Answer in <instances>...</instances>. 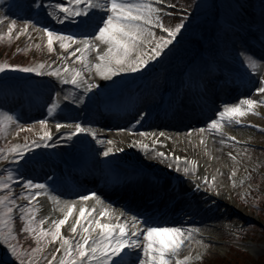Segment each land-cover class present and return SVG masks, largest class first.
Masks as SVG:
<instances>
[{
	"label": "snow or ice",
	"instance_id": "1",
	"mask_svg": "<svg viewBox=\"0 0 264 264\" xmlns=\"http://www.w3.org/2000/svg\"><path fill=\"white\" fill-rule=\"evenodd\" d=\"M4 0H0L2 4ZM161 0H157V3ZM30 7L37 11L46 10L47 15L60 25H72L88 36V39H81L75 33L58 31L55 28L41 25L35 18L28 19L26 26L19 27L18 20H10V28L6 35L0 34V42L6 38L8 40H20L26 35L30 36L31 30L41 34L46 33L47 48L56 55H60L58 47L64 50L65 55L61 56L64 63L57 65L39 63L33 66H23L21 64H11L0 62V74L4 76H14L16 73L35 74L36 76H48L54 78L61 85H71L68 90H54L50 102L46 104L47 117L40 119L37 124L43 129L40 139L33 141L39 147L55 146L63 141H72L73 138L91 136L98 140L100 145L107 144L106 150L102 151L104 158L111 157L114 152H121L123 149L116 146L114 140L105 141L100 139L97 130L80 122H59L54 125L55 132L50 127L49 118H55L63 111L64 103L67 106L81 105L85 102V97L90 100L92 96L98 95L97 90L105 87L101 83H96L98 78L101 81H111L114 77L123 73L139 72L141 69L147 70L151 67L152 61H158L162 57L165 49H168L177 35L185 27V19L174 26H166L161 18L163 10L155 6L151 0H59L56 3H46V0H32ZM195 8L201 7L197 3ZM240 10H244V5H238ZM170 14V13H169ZM98 17V19H97ZM241 22V12L237 11L235 19L226 24H218L217 44H224L226 47L235 46L237 41L232 37L238 35L235 29L237 26L243 28ZM6 25V20L0 18V26ZM230 25V26H229ZM158 28L160 34L157 35L153 29ZM244 31L251 34L256 44L264 49V0L260 2L259 19L248 23ZM16 34V35H14ZM166 34V35H165ZM240 55L244 64L240 70L241 78H249V75L259 76V87L255 92L261 94L262 98L244 97L239 103L225 104L222 109H218L215 118L209 122V128L215 132H221L225 123L232 125L240 124V117L246 113L253 112L257 104L264 105V56L257 57L250 53L246 44V38L240 37ZM79 46V48H77ZM42 47V45H37ZM75 58V67L72 59ZM199 69V64L194 62L186 70V75L191 77L192 73ZM247 70H250V74ZM89 74L91 79H89ZM98 74V75H97ZM210 74V73H209ZM204 90H207V82L201 77ZM0 83H5L0 81ZM82 90L77 93L75 90ZM63 93V94H62ZM88 94H91L89 96ZM141 117L145 112H140ZM19 126L20 131H32L33 128H25L21 119L13 115L10 111H0V135L5 132L9 134L14 131V126ZM67 129L66 133L61 132ZM127 131V129H122ZM206 129H200L205 132ZM54 134H59V140H54ZM19 133H17V136ZM147 137L148 133H140ZM155 135V134H153ZM165 136V133H159ZM229 139H235L229 137ZM51 142V145L49 144ZM160 141L154 140L153 143ZM223 142V141H222ZM140 143V142H137ZM24 147L30 146L25 145ZM146 155H150L151 145L140 143ZM166 152H158L157 156L162 160L168 157ZM232 159L236 157L229 153ZM27 153L23 151L21 145H9L7 149L0 148V161L15 163L18 166L24 160ZM172 158L180 161L181 158L172 154ZM185 163L188 161L185 158ZM194 166L195 161H191ZM172 165L169 164V168ZM180 171L179 167L176 169ZM6 176H0V192L7 194L0 195V244L7 247L10 256L17 264H39L37 257H42L51 247L53 241L58 242V251L51 257L52 264H191L192 261L202 259L198 252L195 256L191 254L193 243L197 246L207 248L201 240L195 239L194 233L198 229H186L177 226H150V217L147 213L144 218L141 215H129L127 212H117L116 209L101 198L100 194L92 193L81 198V202L65 201L55 194L47 183H36L33 180L19 181L18 176L13 171L7 170ZM190 169L185 167L183 173L187 176ZM234 178L233 187L236 186V171L231 173ZM215 178L213 177V180ZM243 180L240 181L243 184ZM203 183L209 185L208 190H212L208 179L205 177ZM31 190V194L25 191L18 194L16 186ZM199 191V185L195 189ZM219 195V189H216ZM51 196L54 205H58V211L63 214L62 218H54L49 215L46 218L41 215L43 209L37 203L43 196ZM31 201V206H27L20 201ZM92 201L96 206H89ZM22 218L24 222L23 232L31 233L35 238L37 247L25 249L20 243V236L16 229L17 218ZM39 217V218H38ZM118 221V222H117ZM51 223V227L46 225ZM134 226V227H133ZM70 231L72 237L66 236L65 232ZM147 238V245H143V237ZM187 249L188 254L181 256ZM63 256H60V252ZM143 252V257L140 252Z\"/></svg>",
	"mask_w": 264,
	"mask_h": 264
},
{
	"label": "rangeland",
	"instance_id": "2",
	"mask_svg": "<svg viewBox=\"0 0 264 264\" xmlns=\"http://www.w3.org/2000/svg\"><path fill=\"white\" fill-rule=\"evenodd\" d=\"M196 1L197 0H161V2L157 3V0H151V2L155 6L160 7L163 10V12L161 13V18L166 26H174L176 23L180 22L182 18L190 17V19H185V27L181 30L178 36H191L183 40L185 41L193 39V41L188 42L185 45L189 46V48L176 46L172 48V50L174 51L179 52L180 50H182V52H184L186 49L189 50L190 48L194 47L195 45H197V43H195L194 41V36L197 33H202L203 31L207 30V27L205 28L203 27V25L196 23V19L200 14H210V1H204L207 5L205 9H203L204 7L195 8L194 3ZM227 1L228 0H222V4L226 5L227 8H230L231 6H229V3ZM259 1L261 2V0ZM14 3L15 1L13 0H4V2L0 4V18L6 20V25L0 26V34L6 35L8 29L10 28V20H12L3 13V9L1 8V6L8 7L13 5ZM164 5L173 7L168 8ZM181 8L185 9L186 11H182ZM232 15L235 19V11ZM28 19L32 18H27L19 21V27L23 28L24 26H26V21ZM222 19L224 18L222 17ZM153 31L157 35L160 34L157 28L153 29ZM237 43H239V41H237ZM37 45H42V47H37ZM0 46L3 49H7L11 53L10 57L2 58L0 60V62L2 63L12 64V58L18 54L20 55L19 60L26 62L23 66H33L39 63L52 64L53 62H55L57 65L64 63V61L61 60V56L65 55L64 50L58 47V52L60 53L59 56L51 53V51L47 48L46 33L43 37H41V34L36 32L35 29L31 30L30 36L26 35L25 37L20 38V40L18 41H10L6 38L4 41L0 42ZM227 47L231 49L230 45ZM77 48H79V46H77ZM71 59L73 67H75V58ZM121 75L122 74H120V76ZM89 79H91L90 74ZM95 82L102 83V81L98 78ZM5 85L14 87L12 83H7ZM259 86L260 85H258V87ZM101 89L97 90L99 96H102ZM244 97L254 98L257 100L262 98L261 94L256 93L253 87V89H245L241 97L238 98L237 102L235 103H239V101ZM253 111L255 114H253V112H249L246 113L243 117H240L239 119L241 122L236 126H231L225 123L222 128L223 134H221V132H215L211 129L208 130V132L206 130L205 132L191 133L192 128L190 127L176 129V131L180 133L174 135L175 129L173 127H170L173 128L171 129L173 133L171 135L173 136H171L170 138L173 139L171 141V145L172 152L175 154V156H187L188 158H196L200 163V169L196 172V175L194 177L198 179L199 183L208 190L209 185L203 183V180L206 177L210 185L212 186V190L208 191L217 195L216 189H219L220 194L217 196L228 203V205H232L237 211L242 213L241 216L233 212L232 209L227 206V204L221 205L220 207H215L210 202L209 204L212 205L211 207L214 208L213 210H215L216 213L219 214L217 217L215 215L213 216V214L211 215V213H209L210 216H207L206 214L195 213L194 205H190L193 211L190 210V207H188V210L186 211L187 213L182 215H176L175 212L173 213L172 211L171 214L176 219V224L174 226L184 227L186 229H198L199 232L194 233L195 239L201 240L204 244L208 245V247L205 249L193 243V245L191 246V254L195 256L199 252L202 256V259L199 261L194 260L191 262V264H208L210 258L220 256L226 253L228 250H231V248L229 247V244L231 242H234L236 246H241L247 250L246 253L231 251L242 262H245L247 264H249L250 262V264H253L252 262L255 261L258 256H264V236H262V234H259L257 232L258 230L254 234V230H251L252 228L249 226L250 224H255V226L261 227L260 222L258 221L259 218H257L255 214V208L252 199L260 192L264 195V181H261L260 177V174L264 173V154L256 149L257 146H259L260 148L264 146V105L257 104L256 106H254ZM10 112L13 115L17 114V112H14V110H10ZM37 121L38 120H34L33 122H21L26 129L32 127V131H20V127L17 125L14 126L15 130L10 134L8 132H5L3 135H0V148L7 149L9 145L19 144L21 145L23 151L27 153L25 159L31 156L32 153H34L33 148L36 146L33 141L39 140L43 132V129L37 124ZM104 126L106 128L105 130H102V133H106L108 132V130H110V124H106ZM99 132H101V130ZM17 133H19L18 136ZM131 134H133V136ZM131 134L128 131H119L118 133H111L108 138L102 139H104L105 141L114 140L117 147L125 146L126 148L128 143H130L131 141L129 139L131 137H135V135H138L134 131H132ZM229 137H234L235 139H229ZM25 145L30 146L31 150H29V147H24ZM106 147H108L107 144L100 145V143H98V160L104 158L102 156V151L106 150ZM254 147L255 149H253ZM124 149L123 151H125ZM229 153L234 155L236 159L233 160L232 156H230ZM169 164H171L173 168L175 165V160L172 159V161L166 162V166L169 167ZM25 165L26 164L19 163L17 171V165L15 163H12L11 161H0V176H6L8 174L6 171L7 169L13 171V174L18 176L19 181L33 180L36 183H43V181H40V174H38L37 177L29 175L27 173L28 170ZM233 170H235L237 173L235 177V187H233L232 184L234 178L232 177L231 173L233 172ZM213 177L215 178L214 180ZM50 180L51 178L49 179V181ZM241 180L244 181L243 184L240 183ZM45 181H47V179H45ZM16 189L18 194H23L25 191H28V193L31 194V190H26V188L24 187H19L17 185ZM87 192H92V189L90 191L79 193V198L81 199L84 195L91 194H88ZM2 193L5 192H0V195H2ZM182 196V194H179L172 196L173 198L170 196L166 197L164 205H166L168 202H172L176 206H186V203L188 201L186 200V198H182ZM66 201H72V199ZM20 202L27 206H31V201L25 200ZM37 203L39 204V201ZM40 206L42 207V204H40ZM81 206L84 205L82 204ZM41 215L45 218L49 215L53 216L54 218H62L59 217V215L56 216L51 213H47L46 215L44 210L42 211ZM51 223L52 222H50L49 225H46L45 227H51ZM65 235L76 239V237H73V234L70 231H66ZM247 235H252L250 237L251 240H246V238H244ZM20 243L23 246L25 245L21 241ZM143 245L144 247H146L147 245L146 236L143 237ZM37 246V243H35V245L31 248H35ZM28 249H30V247ZM57 250L58 242L53 241L50 249L43 255V257H37L36 259L39 262L43 261L46 263H50L48 262L50 261V257L52 255H55ZM185 254H188L187 249H185L181 253V256ZM7 255H10V253H8L7 251V247L0 244V257L4 258L7 257ZM60 256H63L62 251L60 252ZM50 264H52V262ZM262 264H264V261Z\"/></svg>",
	"mask_w": 264,
	"mask_h": 264
},
{
	"label": "trees",
	"instance_id": "3",
	"mask_svg": "<svg viewBox=\"0 0 264 264\" xmlns=\"http://www.w3.org/2000/svg\"><path fill=\"white\" fill-rule=\"evenodd\" d=\"M10 56H11V53L7 49H3L0 46V60L2 58H8ZM19 58H20L19 54L14 56L12 58L13 64L25 65L26 62L20 61ZM260 152L264 154V150H261ZM261 179L264 180V177L262 176ZM257 197H258L257 198L258 202L261 203L260 205H262L264 208V195L258 194ZM259 218H261L263 223H264V210H259ZM253 226H254V228H256L258 230V232L264 234L263 227H258L255 225H253ZM23 227H24V222L22 221L20 223V241L23 242L24 244L28 245L31 248L32 246L35 245L36 240L34 237H32L31 233L25 234L22 230ZM249 234H251V233H249ZM249 236H251V235H249ZM229 247L231 248V250H228L226 253H224L220 256H215L213 258H210L208 261V264H247V263L239 260V258L231 252V251H235V252H240V253H246L247 251L244 248H242L240 246H236L233 243H230ZM263 261H264V256H259L252 263L253 264H262ZM249 264H250V262H249Z\"/></svg>",
	"mask_w": 264,
	"mask_h": 264
},
{
	"label": "bare ground",
	"instance_id": "4",
	"mask_svg": "<svg viewBox=\"0 0 264 264\" xmlns=\"http://www.w3.org/2000/svg\"><path fill=\"white\" fill-rule=\"evenodd\" d=\"M140 72H142V70H140L139 72H133V73H129V75H128V73H123L124 75H123V80H125L126 78L127 79H129V77L131 76V75H136V74H140ZM121 79H122V77H120ZM119 78V79H120ZM119 79H117V80H119ZM120 79V80H121ZM114 81H115V83L113 84L111 81H102V83H103V85H105V86H107V87H111V86H113V85H115V84H118L119 82H117V80L116 79H113ZM159 139V137H155L154 135H148L147 136V139H150V140H154V139ZM131 139H134V142L135 143H137V142H140V143H142L143 141L140 139V138H138V137H132ZM161 139H164V138H161ZM165 141H167L166 139H164ZM168 142V141H167ZM169 144L167 145V148L169 149V151H171L172 152V145H171V141H169L168 142ZM189 185V184H188ZM206 199H208L207 197H206ZM41 202V204H42V208H43V210H44V212H45V214L47 215V213L48 214H53V215H56V216H58L59 215V217H63V214L62 213H60L59 211H58V205H54L53 204V202H52V200H51V198L50 197H48V196H45V197H43L42 198V200L40 201ZM79 206H80V204H79ZM96 206V205H95ZM202 206H203V204H202ZM80 207H83V206H80ZM190 207V210H192V207L191 206H189ZM188 210V207L187 206H183V207H181L179 210H178V213H180L181 215L182 214H185V213H187L186 211ZM118 222V221H117Z\"/></svg>",
	"mask_w": 264,
	"mask_h": 264
}]
</instances>
